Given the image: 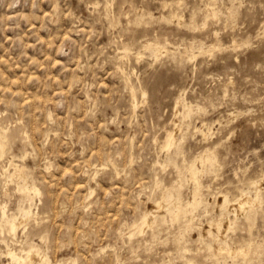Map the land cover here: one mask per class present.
<instances>
[{
	"label": "rangeland",
	"instance_id": "obj_1",
	"mask_svg": "<svg viewBox=\"0 0 264 264\" xmlns=\"http://www.w3.org/2000/svg\"><path fill=\"white\" fill-rule=\"evenodd\" d=\"M0 127V264L32 242L53 263L264 264V190L223 208L264 177V0H0ZM20 202L35 214L14 235ZM244 239L247 257L216 252Z\"/></svg>",
	"mask_w": 264,
	"mask_h": 264
},
{
	"label": "bare ground",
	"instance_id": "obj_2",
	"mask_svg": "<svg viewBox=\"0 0 264 264\" xmlns=\"http://www.w3.org/2000/svg\"><path fill=\"white\" fill-rule=\"evenodd\" d=\"M166 4V3H165ZM235 12V11H234ZM194 13V12H193ZM196 13V12H195ZM212 13V12H211ZM216 13V12H215ZM233 13V12H232ZM232 13H230V14H232ZM197 14V13H196ZM217 14V13H216ZM211 15V14H210ZM215 16V15H214ZM178 18H182L181 16L179 17L178 16ZM183 19V18H182ZM196 19V18H195ZM208 19V18H207ZM214 19V18H213ZM179 21H181L180 19H179ZM192 21V20H191ZM192 23H193V21H192ZM192 23H190L189 25H191ZM205 23V22H204ZM182 24V23H181ZM193 26H194V24H193ZM152 41V40H151ZM159 41V39H157V42ZM144 42L146 43V41L144 40ZM155 42V41H154ZM201 42V41H200ZM156 43V42H155ZM158 43H160V44H162L163 46L162 47H164V45L165 44H163V43H161V40H160V42H158ZM216 43V42H215ZM151 44H153L152 42H149V40L147 41V43L145 44V47H146V45H151ZM159 44V45H160ZM167 44H169V43H167ZM192 44V43H191ZM194 44V43H193ZM144 45V44H143ZM153 45H155V44H153ZM156 45H158V44H156ZM187 45V44H186ZM207 45V44H206ZM217 45V44H216ZM126 46H128V45H126ZM166 46V45H165ZM188 46H190V45H188ZM212 46V45H211ZM152 47V46H151ZM150 47V48H151ZM162 47H160L161 48V50H162ZM219 47H220V45H219ZM130 48V47H129ZM158 48V47H157ZM157 48H156V50H157ZM195 48V47H194ZM202 48H203V46H202ZM208 48H209V46H208ZM213 48V47H212ZM211 48V49H212ZM125 50H127V47L126 48H124ZM153 49V48H152ZM187 49V48H186ZM201 49V48H200ZM200 49H198V50H200ZM219 49V48H218ZM155 50V51H156ZM195 50V49H194ZM205 49H203V51H204ZM209 50V49H208ZM124 51V50H123ZM189 51V50H188ZM191 51H192V49H191ZM203 51H202V49H201V53H203ZM212 51V50H211ZM125 52H127V51H125ZM159 52V51H158ZM187 52V51H186ZM197 52H199V51H197ZM206 52H208V51H206ZM124 53V52H123ZM191 53V52H190ZM193 53V52H192ZM129 54V53H128ZM157 55H159L158 53H157ZM192 57H194V56H192ZM197 57V56H196ZM132 87V86H131ZM134 88V87H133ZM134 91V90H133ZM186 91V90H185ZM184 91V92H185ZM135 92V91H134ZM133 92V93H134ZM148 93V92H147ZM143 94H145L146 95V91H144V93ZM181 94V93H180ZM134 95V94H133ZM182 96H183V94H182ZM184 97H186V94H185V96ZM182 100H183V97H181V98H179L177 101H176V109H178L177 108V106L179 105V104H181L182 103ZM184 101V100H183ZM185 101H187L186 99H185ZM184 101V103H186ZM183 105H185V104H183ZM187 105V104H186ZM134 106V105H133ZM135 106H136V104H135ZM185 108H186V106H185ZM175 109V110H176ZM179 115V114H178ZM182 123V122H181ZM180 123V124H181ZM180 124L178 123V122H175L174 123V127L171 129V130H168L167 132H166V135H165V138H164V140H163V147L165 148V149H170V148H172L173 147V145H174V143H175V141H176V137H177V135H178V131L179 130H181V126H180ZM2 127V126H1ZM0 127V128H1ZM9 131H8V129H4L3 131H1L0 130V146H3L4 144H3V141H4V139H6V138H8L9 137V133H8ZM212 132H210V134H211ZM9 139V138H8ZM13 139V138H12ZM8 144H9V142H8ZM4 146H6V145H4ZM9 147V146H8ZM1 148V147H0ZM3 148V147H2ZM7 148V147H6ZM4 149V148H3ZM2 149H0V151H1ZM2 152H4V151H2ZM212 156V155H211ZM14 158V157H13ZM12 158V159H13ZM15 159V158H14ZM12 161V160H11ZM14 162V161H13ZM203 162V161H202ZM15 163V162H14ZM201 163V162H200ZM199 163V164H200ZM20 164V163H19ZM195 164H198L197 162L195 163ZM12 165V164H11ZM17 165V164H16ZM24 166V165H23ZM12 167H14L13 165H12ZM22 167V166H21ZM8 169H10V168H8ZM6 170V169H5ZM11 170H13V169H11ZM24 170H25V168L23 169V168H19V167H16V170H15V173H17L18 175H20V177H22V179L24 180V183L22 184V185H20V189H22V191L24 190V193L26 192L27 193V195H29V196H31V194L32 193H35V194H40L41 195V188L37 185V183H33V182H31L32 181V179H31V181L29 180V178H28V175L24 172ZM213 170V169H212ZM214 170H216L215 168H214ZM10 171V170H9ZM26 171V170H25ZM117 171V170H116ZM9 173H11V172H9ZM13 175H14V173H13ZM193 175H195V174H193ZM8 177H9V174L7 175ZM11 176V175H10ZM191 176V175H190ZM264 176V175H263ZM19 177V178H20ZM182 177V176H181ZM184 177V176H183ZM193 177H195V176H193ZM192 177V178H193ZM198 177V176H197ZM197 177H195V178H197ZM13 178V177H12ZM11 178V179H12ZM191 178V179H192ZM9 179V178H8ZM199 179V178H198ZM14 180V179H13ZM242 180V179H241ZM192 182H194V181H192ZM197 183H198V181H196ZM7 183V182H6ZM9 183V182H8ZM245 183H247L249 186H250V188L252 189V190H255V192H256V195H253V194H251L249 191H247V192H239L233 199H232V201H233V203H231V201H230V203L229 204H227V205H225L223 208H226L228 211H233V212H235L236 213V215L237 216H239V215H242V214H246V213H248V211L249 210H251L252 209V207H254V206H256V204H258L259 203V201H260V196L262 195L261 194V192L264 190V177H261V178H249V179H247V180H245V182H244V184ZM194 185H195V183H194ZM199 186H201V185H199ZM194 188H195V186H194ZM196 188H198V187H196ZM249 188V187H248ZM200 189V188H199ZM195 190V189H194ZM196 190H198V189H196ZM195 190V191H196ZM242 190V189H241ZM250 190V189H249ZM21 191V192H22ZM94 189H92V190H90V194H93L94 193ZM166 192V191H165ZM26 193H25V195H26ZM166 194V193H165ZM32 195H34V194H32ZM34 197V196H33ZM163 197V196H162ZM162 197H159V198H157V199H155L154 200V202H153V205H154V203H155V209L153 208V205H152V208L150 207V208H148V209H146L145 211H142V213L138 216V217H136V219L135 220H133V221H128V220H126L124 223H123V227L125 226V228L127 229V233L129 234V237L130 238H132L133 236H135L137 233H140V234H144V232L145 231H147V229L149 228H152L153 226H154V224H155V222H156V218H157V216H158V214L160 213V212H162V210L164 211V210H166L165 209V207L167 206L166 204H165V202H164V198H162ZM165 197V196H164ZM26 198V197H25ZM31 198H32V196H31ZM27 199V198H26ZM166 199V198H165ZM32 199H30L29 201H31ZM29 201H28V203H29ZM24 202H26V200L24 201ZM168 204V203H167ZM260 204V203H259ZM33 205V204H32ZM32 205L30 204V205H27V204H25V203H23V202H20V204H19V206H18V214L17 213H10V214H8L7 213V210L6 209H4V211H2L3 212V216L2 217H4V219L7 221V224H8V230H9V232L8 233H10V234H14V235H16L17 234V230L19 229V225H21L20 223L22 222V225H23V221L24 220H26V219H28V217H30L32 214H35V213H33V207H32ZM224 205V204H223ZM171 206H173L172 204H171ZM168 207V206H167ZM220 207V206H219ZM218 207V208H219ZM222 207V206H221ZM220 207V208H221ZM4 208V207H3ZM170 208V207H169ZM223 210V209H222ZM35 211V210H34ZM221 211V210H220ZM227 211V212H228ZM221 212H223V211H221ZM220 212V213H221ZM225 213H226V210L224 211ZM217 214H219V212L217 213ZM251 214V213H250ZM226 215H227V213H226ZM248 215V217L250 216L249 214H247ZM246 215V216H247ZM236 216V217H237ZM169 217V216H168ZM221 217V216H220ZM1 218V217H0ZM170 218V217H169ZM224 218H226V216L224 217ZM252 218V217H251ZM3 219V218H2ZM1 219V220H2ZM31 219V218H30ZM30 219H28L29 221H30ZM166 219V218H165ZM164 219V220H165ZM26 221L27 223L29 222V221ZM224 220V219H223ZM235 221H236V218L234 219ZM247 220V219H246ZM161 222H162V220H160ZM212 221V220H211ZM214 221H215V223H218V222H216L217 220H215L214 219ZM219 221V220H218ZM230 221V220H229ZM248 221V220H247ZM159 221H157L156 223H158ZM213 222V221H212ZM222 222H224V221H222ZM226 222L228 223V217L226 218ZM26 224V223H25ZM21 225V226H22ZM157 225H159V224H157ZM190 225V224H189ZM215 225V224H214ZM223 225V224H222ZM7 226V225H6ZM235 226V225H234ZM2 227V226H1ZM24 227V226H23ZM25 227H26V225H25ZM216 227V226H215ZM217 227H218V225H217ZM6 228V227H5ZM214 227L212 226V229H213ZM122 229V228H121ZM169 229V228H168ZM205 229H207V228H205ZM222 229H223V227H222ZM203 230V229H202ZM209 230V229H208ZM1 231H3L4 232V228H1ZM155 231V230H154ZM158 231L159 230H157V232L156 233H154L155 235H157V233H158ZM205 231V230H204ZM203 231H201V233H202ZM204 233V232H203ZM213 233V232H212ZM159 234V233H158ZM222 234H223V231H222ZM205 235H206V232H205ZM214 235V234H213ZM220 235H221V233H220ZM156 237V236H155ZM213 237V236H212ZM215 237H216V235H215ZM15 238H16V236H15ZM6 239V238H5ZM5 239H4V241H5ZM17 239V238H16ZM13 240V239H12ZM216 240H218V238L216 239ZM251 240V239H250ZM213 241V240H212ZM15 241H12V243H14ZM215 242V241H214ZM218 242V241H217ZM217 242H215L216 244H217ZM241 242V244L240 245H234V244H232V245H220L219 243L216 245V252L218 253V254H223V255H228V256H233V257H239V256H243V257H247L248 255H249V253H250V247H251V243L250 242H248V241H246L245 239L244 240H241L240 241ZM253 242V241H252ZM211 243V242H210ZM7 245H8V249L5 251V256H7L8 258H9V262H3L2 264H38L36 261H35V259H34V255L35 254H39V255H41L42 257H43V259L42 260H47L48 261V264H65V263H63V262H61V261H58L57 263H53L51 260H49L50 258L49 257H46V255H42L41 254V248L40 247H37V245H36V243L35 242H32V243H30L29 245H27L28 247H22V248H20V249H18L17 247H15V246H13V245H10L9 243H6ZM254 244V243H253ZM252 244V245H253ZM39 246V245H38ZM40 248V249H39ZM215 248V247H214ZM212 250V249H211ZM213 250H215V249H213ZM215 252V251H214ZM214 252H212V253H214ZM4 253V252H3ZM2 253V254H3ZM44 254V253H43ZM251 254V253H250ZM38 255V256H39ZM40 258V257H39ZM49 258V259H48ZM41 259V258H40ZM224 259V258H223ZM120 262V261H119ZM246 263H247V261H245ZM69 263V262H68ZM75 263V262H74ZM76 264V263H75Z\"/></svg>",
	"mask_w": 264,
	"mask_h": 264
}]
</instances>
